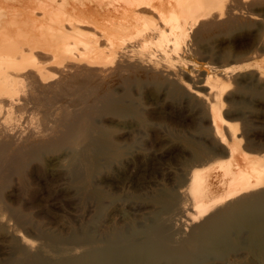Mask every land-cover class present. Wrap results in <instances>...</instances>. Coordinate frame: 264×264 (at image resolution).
<instances>
[{"label":"bare ground","instance_id":"bare-ground-1","mask_svg":"<svg viewBox=\"0 0 264 264\" xmlns=\"http://www.w3.org/2000/svg\"><path fill=\"white\" fill-rule=\"evenodd\" d=\"M258 5L0 0V232L13 244L0 264H197L242 249L264 261V115L256 126L249 110L264 111ZM257 21L243 62L188 59L211 32ZM248 69L253 81L235 86ZM148 86L151 102L187 107L186 130L142 105ZM162 134L179 139L173 158L157 155ZM31 168L69 175L85 205L68 234L42 233L47 249L27 242V215L2 195Z\"/></svg>","mask_w":264,"mask_h":264},{"label":"rangeland","instance_id":"rangeland-1","mask_svg":"<svg viewBox=\"0 0 264 264\" xmlns=\"http://www.w3.org/2000/svg\"><path fill=\"white\" fill-rule=\"evenodd\" d=\"M252 11L260 14L261 16H264V10L260 5L254 6V8H252ZM251 25H243L231 32H211L210 35H208L202 41L193 43L194 48H192L190 53L192 52L194 54L189 53L188 59H190V61L192 60L191 63L193 64V66H195L196 69H198L201 64L207 62L208 64H214L215 66H219L225 63L228 65H236L243 62V60L249 58L248 55L251 54L252 50H250V48L254 46V43H257L259 37V22H254ZM251 70L252 69H248V71H239L234 74L236 76L235 86L244 84L247 81H253L252 78L250 79V77H248L250 76ZM153 91L155 90H151L150 86H148L147 90L140 93V100L142 98V105H155V107L162 110V114H164V123H172L173 127L178 129V131L180 132L186 130L187 122L189 121V119H191L190 112L188 109H186L187 107L181 104L176 105L168 100H160L157 103L151 102L152 99L150 98L156 99V97L152 95ZM260 104L262 103L259 101H253L251 103V107H249V110H251L253 114L252 120L254 121V124L256 126L260 124L258 120H260L264 115L263 108L260 106ZM254 112L256 115L254 114ZM159 138H161L160 145L162 146V149L157 150V155H164L163 157L165 158V160L167 158H173V155H176L178 153L181 146L179 139H171L166 134H162ZM253 139L255 143H259L262 140L258 136H255V138ZM31 170L32 168L29 171V175H27V177L23 180H20L19 177L14 175L2 195L7 203L11 204L13 207H18V209L22 213L27 215L28 221L25 222L23 224V228L20 229L21 234L26 233V235L23 234V236L27 240L30 237L34 239L32 240V245H35L36 243L35 246L38 248L39 244L41 245L43 242L42 247L44 249H47L48 246L46 242H49L50 240H48V238L46 237H43L42 233L43 235H46V232L48 234H68L71 231L72 226H79L81 218L83 217L85 212V205L81 199V193H79V190H77L78 188H76L77 182H71L69 175L65 174V179L55 177L53 178L51 177V175L46 176L42 174L41 171L38 172V170H32L34 172H32L31 174ZM38 228H40V230ZM4 238L5 236L2 232H0L1 259H6L8 253L11 252L8 249H12L10 247L13 246V244L9 242V240L6 241L7 239ZM30 241L28 240L27 242ZM9 243L10 245H8ZM35 246L29 248L30 251H36L38 248H36V250L33 249V247ZM16 248L19 249V245L16 246ZM250 254L251 253L244 249H242L236 255L229 253L228 255L226 254L220 256L215 253H211L208 257L205 258L204 261L201 260L197 264H264V261L261 258L254 254ZM19 256L20 254H17V258H19Z\"/></svg>","mask_w":264,"mask_h":264}]
</instances>
